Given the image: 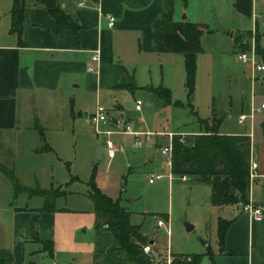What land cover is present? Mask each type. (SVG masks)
I'll list each match as a JSON object with an SVG mask.
<instances>
[{"label": "rangeland", "instance_id": "obj_1", "mask_svg": "<svg viewBox=\"0 0 264 264\" xmlns=\"http://www.w3.org/2000/svg\"><path fill=\"white\" fill-rule=\"evenodd\" d=\"M12 2L0 0V33L10 27ZM188 14L192 16L191 10H188ZM212 21L209 22L212 25L211 33L204 43L206 52L197 62V95L191 101L188 99L186 70L182 61L173 56L164 59L148 52L132 34L118 36L120 46L113 47L103 59L99 76L102 77V84L99 88L91 84L88 90L83 81L79 90L48 96L52 106L49 110L45 109V105L41 106L44 123L39 126L40 130L33 131L35 137L31 144L51 146L53 150L28 157L21 146L16 147L17 152L11 146L13 160L10 167L23 187L56 189L57 192L66 190L67 193L60 194L53 204L57 208H69L70 211L62 210L61 213L65 214H59L58 217L56 236L59 246L55 258L48 253L41 255L39 251L30 253L41 248L35 242L26 246L27 258L29 256L36 260L37 264H62L68 260L75 264L101 263L94 255V249H108L113 236L97 230L93 212H89L93 206L89 182L94 172L95 181L102 191L113 199L122 197L123 205L132 212V221L142 224V229L147 228L161 250L167 252L172 247L175 252L194 255L200 253L197 250L203 245L209 247L215 244L216 233H212L206 217V205L211 200L210 183L198 180L194 175L184 181L177 174L171 180L170 158L163 154V149L171 143L169 133H194L200 130L199 119L211 115V96L217 107L230 108L229 112H223L221 131L234 133L251 130L252 120L248 118L244 124H240L239 118L243 113L242 96L250 104L252 82L249 79L241 80L245 66L238 60L239 52L233 50L227 32L218 30ZM243 24L249 26V19L243 17ZM242 47L243 51L249 49L246 45ZM116 52L119 54L115 55ZM177 58L182 60V57ZM88 76L97 83L96 73ZM113 83L120 86L111 87ZM133 83L136 86H130ZM151 87L157 91L170 90L171 101H167L160 92L151 93L154 91ZM242 90L244 95L241 94ZM254 90L259 100L264 98L261 83H256ZM138 99L144 101L141 114L135 111ZM177 102L183 105L177 106ZM115 106H122L134 118L135 122L129 119L133 122L134 130L151 136L147 140L143 137V147L136 149L134 136L114 134L111 139L119 147V153L110 163L105 152L106 136L96 131L85 113L90 115L99 109H113ZM70 109H74L77 114L75 125L68 121ZM244 113L249 115L248 110H244ZM258 116L255 120L257 139L253 145V157L260 161L264 159V124L261 123L264 122V114ZM207 124H202L205 131L215 128L213 121ZM104 128L101 126L102 130ZM192 141L191 136H185L187 145ZM13 161L17 162V168L13 166ZM157 174H162V177L157 179ZM75 176L79 179L73 180ZM7 177L11 192L8 194V188L1 187L0 244L11 250L14 238L9 229L11 212L7 211L8 207L23 209V224L28 228L30 216L43 212L46 201L41 195L31 194L24 188L18 189L15 181ZM151 178H154V183L150 182ZM64 182H69V185H61ZM167 215L170 234L166 228L158 227L159 218L166 220ZM187 223H198V226L188 230ZM106 256V262L115 257L111 254ZM155 259L167 264L164 256H156Z\"/></svg>", "mask_w": 264, "mask_h": 264}, {"label": "crops", "instance_id": "obj_2", "mask_svg": "<svg viewBox=\"0 0 264 264\" xmlns=\"http://www.w3.org/2000/svg\"><path fill=\"white\" fill-rule=\"evenodd\" d=\"M82 1L85 5L80 7L79 3ZM251 2L254 7V17L247 16L236 8V0H60L61 8L82 27L76 34L70 30L58 32L57 23L49 12L29 0L25 11L22 37L11 32L12 18L9 29L0 33V135H2L0 137V164L13 172L10 167L11 160H13L11 146H14L16 152L18 150L16 147L21 146L28 157L53 150L51 146L40 147V145L32 146L31 144L35 137L33 131L40 130L39 126L44 123V115L42 112L40 113V110L43 109L41 106L45 105V109L49 110L52 105L48 96L52 94L65 95L70 90H79L82 88L83 81L88 90L91 89V84L96 89L99 88L102 84V77L99 76L100 70L103 69V59L107 57L109 51L113 50V47L120 46L117 41V37L120 35L132 34L134 39L140 42V46H144L148 52L162 56L164 59H171V56L176 57L178 61H182L184 66V56L174 54L166 48L164 36L158 28L159 22L166 25L187 22L206 26L201 40L202 52L198 54L197 62L199 57L206 52L204 43L207 35L211 33L212 25L209 24L211 20L218 30L227 32L230 37V45L233 46L235 53L243 51V45L252 48L259 43L264 49V23L259 19L260 16H264V0H260V2L251 0ZM188 10L192 12L191 17ZM183 14H187L186 19ZM108 16L115 18V25L112 28L108 26ZM243 17L249 19V26L243 24ZM258 35H260L259 42ZM97 51L100 53L98 72H91L89 68L93 65L92 59ZM117 54L119 53L116 52L115 55ZM177 56L182 57V60ZM258 61L264 64L260 56H258ZM243 65L245 69L241 80L249 79L252 82V95L250 104L242 96V114H245L244 110H248V116H253V118L249 117L252 120L251 130L234 133L221 131L220 127L224 122L223 112H229L230 108L217 107L213 96H211L210 117L199 120L211 122L214 117L222 118L219 127L220 134L251 137L252 161L259 166V176L255 178L253 185H248L247 197L255 203L262 204L264 209V159L258 161L253 157V145L257 139L255 120L260 117L258 114H264V109H261L264 98L259 100L254 88L256 83H261L264 87V72H257L250 65ZM91 73L98 75L97 83L93 78L89 79L88 75ZM92 76L94 77L93 74ZM119 86L118 83H113L111 87ZM130 86L136 85L133 83ZM151 93L154 94L155 89ZM195 94L197 95L196 89L192 100L196 98ZM241 94H245L244 90L241 91ZM102 111L115 116L123 115L126 119L134 120L122 106ZM76 115L74 109H70L68 121H71L73 125L78 121ZM85 117H89L88 112L85 113ZM199 123L201 125L199 131L181 133L180 135L185 137L203 134L206 129L201 122ZM261 123L264 124L263 121ZM42 137L45 140L43 133ZM13 166L18 167L16 161H13ZM7 176L4 171L0 170V195L1 187L8 188V194L11 192V184ZM73 178V180L79 179L76 176ZM173 178L174 175L170 177L171 180ZM65 184L69 185V182H64L61 185ZM61 191L62 194L67 193L66 190ZM21 210L23 209L8 207L7 211L11 212L9 229L14 238V244L10 250L1 243L0 258L11 257L10 264H37L36 260L30 259L29 256L27 258L26 246L30 242L39 243L41 245L39 250L29 252L39 251L41 255L47 254L41 240L49 239L54 241V254L51 257L55 258L59 246L56 236L58 217L59 214H65L61 213L62 210L70 211V209L55 207L53 211L43 210L39 215H31V224L28 228L23 224L24 213ZM89 212H93L96 220L94 202ZM206 217H208L212 233H216V238L214 245L211 244L209 247L203 245L197 250L200 252L197 254H203L200 264H264V215L262 218H255L249 212L243 211L239 204L216 206L210 200L206 205ZM220 218L231 221L225 236L224 250L220 249L218 241ZM166 221L169 222V215H167ZM62 224L64 225V223ZM136 224L140 223L136 222ZM197 226L198 223H195L193 228ZM142 231L151 240L154 257L164 256L167 260L169 255L174 257V255L185 254L184 252H175L172 247L167 252L161 250L157 246L156 239L148 233V229L144 227ZM111 243L113 244L112 241ZM112 244L108 249H102V253L97 255L101 261L100 264H115L118 261L116 258H120L118 254L107 252ZM94 250L96 256L97 248ZM108 254L115 257H113L114 259L109 258L110 260L108 259L109 261L106 262ZM62 264L75 263L68 260L67 263Z\"/></svg>", "mask_w": 264, "mask_h": 264}, {"label": "trees", "instance_id": "obj_3", "mask_svg": "<svg viewBox=\"0 0 264 264\" xmlns=\"http://www.w3.org/2000/svg\"><path fill=\"white\" fill-rule=\"evenodd\" d=\"M29 0H13L11 11V32L21 38L25 11ZM44 7L57 23L58 32L70 30L76 34L82 27L67 12L61 8L60 0H31ZM236 8L247 16L252 17L253 7L251 0H236ZM158 28L164 36L166 48L174 54H182L185 58L186 87L188 99L191 101L196 88L197 56L202 52L201 40L204 35V25L187 22L166 25L158 23ZM258 42L260 35L257 36ZM240 42V41H239ZM256 54L264 63V49L256 46ZM160 92L167 101H171V92L167 89ZM182 106L181 102L176 103ZM193 109V105L189 102ZM194 113H196L193 110ZM214 129H207L203 134L192 135L193 141L189 145L182 142L183 136L175 134L172 139V166L173 175L196 176L198 180L210 183L212 203L216 206L239 204L248 202L247 197L249 177L252 162V139L248 135H222L219 127L222 118H213ZM203 125L207 121L199 120ZM208 125V124H207ZM0 170L13 179L18 189L24 188L31 194L41 195L45 198L43 210H55L54 201L62 194L56 189L41 187L30 189L23 187L14 173L0 164ZM92 191L90 197L94 202L96 212V229L113 236L112 247L107 251L120 255L115 264H155V261L143 251L144 245L150 239L143 233L142 224L132 221V212L123 205L122 197L113 199L102 191L95 182V172L90 181ZM231 221L220 218L218 224V241L220 249L224 250L225 236ZM43 249L50 256L54 254L53 239L41 240ZM104 252V251H103ZM102 253L97 249L96 256ZM188 256L192 259L188 260ZM172 264H200L203 254L174 255ZM11 257L0 258V264H10Z\"/></svg>", "mask_w": 264, "mask_h": 264}, {"label": "built area", "instance_id": "obj_4", "mask_svg": "<svg viewBox=\"0 0 264 264\" xmlns=\"http://www.w3.org/2000/svg\"><path fill=\"white\" fill-rule=\"evenodd\" d=\"M257 1L259 0H254V2H257ZM84 5H85L84 1L79 3L80 7H83ZM252 7H253V3H252ZM252 16L254 17V7H253ZM259 19L262 20V22L264 23V16H260ZM107 20H108V26L110 28L114 27L115 18L113 16H108ZM238 60L242 64L250 65L251 68L257 72H264V64L258 61V55L256 54V47L254 46L252 48H249L248 51L239 52ZM92 61H93V65L89 68V71L95 72L98 69V65L100 63L99 51L96 52ZM143 106H144L143 100L141 99L136 100L135 111L138 113H141L143 110ZM261 109H264V103L261 105ZM249 117L253 118L252 115L248 116L246 114H242L239 118V122L241 124H244L248 120ZM88 119L91 122V124L94 126L97 132L106 136L105 152H106L107 158L110 161V163L117 158L118 153H119V147L111 139V137L114 134L134 136L136 138V141H135L136 149H140L143 147L144 145L143 137L147 140L151 136L150 134H145L144 132H141V131L139 132V131L134 130L133 122L130 121L129 119H126L123 115L115 116V115H112L110 113L104 112L99 109L96 113L90 114ZM101 126H104L105 128L102 130ZM168 136L170 138L171 143L168 147H165L163 149V154L169 156L170 159L168 161V165L169 167H171L172 166V139L174 135L170 133ZM181 141L184 142V136ZM258 167L259 166L256 162L254 161L251 162L249 185H253L255 178L259 176ZM171 176L173 177V174H170V177ZM155 177L160 178L162 177V175L158 174ZM182 180L187 181L188 177L184 175L182 176ZM150 182L151 183L154 182V178H151ZM239 206L243 211L249 212L255 218H262L264 215L263 205L260 203H255L252 200H249L248 202H240ZM158 226L166 228L168 234H170L171 227L168 221L161 218L158 220ZM143 251L145 252V254H147L149 257H151L155 261V264H161L160 261H157L154 257V249L151 243L144 245ZM172 258H174L172 255L168 256L166 260L167 264H172V261H173ZM187 258L188 260L192 259L191 256H188ZM54 264H58V263L55 262Z\"/></svg>", "mask_w": 264, "mask_h": 264}, {"label": "water", "instance_id": "obj_5", "mask_svg": "<svg viewBox=\"0 0 264 264\" xmlns=\"http://www.w3.org/2000/svg\"><path fill=\"white\" fill-rule=\"evenodd\" d=\"M183 17L186 19V15H184ZM186 227H187L188 230H190V229L193 228V225L190 224V223H187V224H186Z\"/></svg>", "mask_w": 264, "mask_h": 264}]
</instances>
